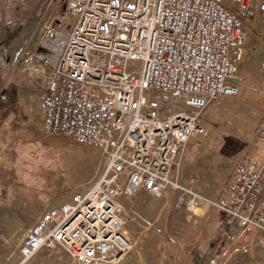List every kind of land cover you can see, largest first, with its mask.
<instances>
[{
    "label": "built area",
    "instance_id": "1",
    "mask_svg": "<svg viewBox=\"0 0 264 264\" xmlns=\"http://www.w3.org/2000/svg\"><path fill=\"white\" fill-rule=\"evenodd\" d=\"M67 7L71 29L44 41L43 130L97 149L103 164L41 215L9 264L57 248L77 264L119 260L134 248L122 198L139 192L173 193L176 207L195 215L218 210L226 238L234 227L256 228L264 249V161L244 155L217 197L182 175L185 147L206 135V109L240 94L243 20L264 19V0H68ZM257 134L264 144V116Z\"/></svg>",
    "mask_w": 264,
    "mask_h": 264
},
{
    "label": "rangeland",
    "instance_id": "2",
    "mask_svg": "<svg viewBox=\"0 0 264 264\" xmlns=\"http://www.w3.org/2000/svg\"><path fill=\"white\" fill-rule=\"evenodd\" d=\"M67 4L0 0V96H6L0 97V264L13 261L45 211L83 189L102 168L97 149L43 130L39 104L49 73L44 41L55 31L71 29L74 19ZM257 22L263 24L258 29ZM247 30L250 50L242 64L247 90L243 93L242 86L238 96H224L210 105L203 114L206 135L191 142L210 160L207 195L223 194L244 155L255 157L254 150L262 147L258 158L264 160V144L257 134L264 106V19H251ZM122 203L125 233L134 248L105 264H264V249L256 240L260 231L234 227V238H226L221 230L225 214L218 210L199 215L180 211L173 193L139 192L122 198ZM27 264L77 263L57 248L40 250Z\"/></svg>",
    "mask_w": 264,
    "mask_h": 264
},
{
    "label": "crops",
    "instance_id": "3",
    "mask_svg": "<svg viewBox=\"0 0 264 264\" xmlns=\"http://www.w3.org/2000/svg\"><path fill=\"white\" fill-rule=\"evenodd\" d=\"M260 24L263 25L261 22H257L254 27L258 29L261 26ZM248 50L250 49L247 47V53H248L247 57L249 56ZM241 70L242 72H240L239 74L240 89L245 83V80H248L247 79V76H248L247 69L243 68V65H241ZM262 81L264 82V73L262 75ZM263 88H264V84H263ZM262 104L264 105V98L262 100ZM261 110L263 111V116H264V106L261 108ZM192 140L193 139L189 141V143L184 149V153L182 157V175L187 177L185 181H187L191 177H195L197 179L199 190L204 193L207 191L204 185H206L207 183L211 181L210 179L211 164H210V160H208L206 154L199 148L198 144L191 143ZM260 148L262 147L256 148L254 150V155H256L255 157H257V159H260L258 158L259 155L261 154ZM260 161H264V160L260 159ZM263 179H264V173H263ZM214 197H217V196H214Z\"/></svg>",
    "mask_w": 264,
    "mask_h": 264
},
{
    "label": "trees",
    "instance_id": "4",
    "mask_svg": "<svg viewBox=\"0 0 264 264\" xmlns=\"http://www.w3.org/2000/svg\"><path fill=\"white\" fill-rule=\"evenodd\" d=\"M244 25H245V27L247 28L248 26H249V20H247V18H244ZM240 72H242V70H241V67H240ZM245 84V85H244ZM243 84V93L245 92V89L247 90V87H248V83L246 82V83H244ZM76 143V142H75ZM76 144H78V143H76ZM78 145H81V146H83V147H86V148H91V147H89V146H86V145H82V144H78Z\"/></svg>",
    "mask_w": 264,
    "mask_h": 264
}]
</instances>
